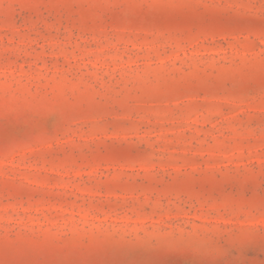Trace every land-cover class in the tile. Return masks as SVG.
<instances>
[{"label":"rangeland","instance_id":"rangeland-1","mask_svg":"<svg viewBox=\"0 0 264 264\" xmlns=\"http://www.w3.org/2000/svg\"><path fill=\"white\" fill-rule=\"evenodd\" d=\"M0 264H264V0H0Z\"/></svg>","mask_w":264,"mask_h":264}]
</instances>
